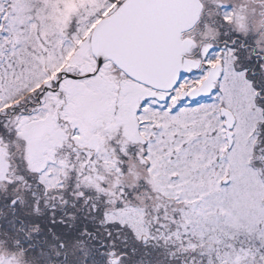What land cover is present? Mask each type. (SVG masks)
<instances>
[{
  "label": "snow or ice",
  "instance_id": "obj_1",
  "mask_svg": "<svg viewBox=\"0 0 264 264\" xmlns=\"http://www.w3.org/2000/svg\"><path fill=\"white\" fill-rule=\"evenodd\" d=\"M0 264H264V0H0Z\"/></svg>",
  "mask_w": 264,
  "mask_h": 264
}]
</instances>
